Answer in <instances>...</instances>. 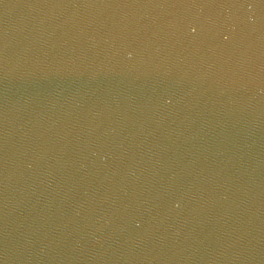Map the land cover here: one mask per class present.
<instances>
[{
	"label": "water",
	"instance_id": "obj_1",
	"mask_svg": "<svg viewBox=\"0 0 264 264\" xmlns=\"http://www.w3.org/2000/svg\"><path fill=\"white\" fill-rule=\"evenodd\" d=\"M0 264H264V0H0Z\"/></svg>",
	"mask_w": 264,
	"mask_h": 264
}]
</instances>
